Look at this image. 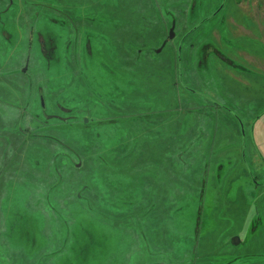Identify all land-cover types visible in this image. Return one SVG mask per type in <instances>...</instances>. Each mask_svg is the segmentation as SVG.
I'll return each mask as SVG.
<instances>
[{"label":"rangeland","instance_id":"374dc122","mask_svg":"<svg viewBox=\"0 0 264 264\" xmlns=\"http://www.w3.org/2000/svg\"><path fill=\"white\" fill-rule=\"evenodd\" d=\"M0 264H264V0H0Z\"/></svg>","mask_w":264,"mask_h":264},{"label":"water","instance_id":"95a60500","mask_svg":"<svg viewBox=\"0 0 264 264\" xmlns=\"http://www.w3.org/2000/svg\"><path fill=\"white\" fill-rule=\"evenodd\" d=\"M173 37H174V33H173V30H171V35H170L169 39H172ZM234 241L237 243L239 242L238 239H235Z\"/></svg>","mask_w":264,"mask_h":264},{"label":"flooded vegetation","instance_id":"af4514ba","mask_svg":"<svg viewBox=\"0 0 264 264\" xmlns=\"http://www.w3.org/2000/svg\"><path fill=\"white\" fill-rule=\"evenodd\" d=\"M49 117H51V116H49Z\"/></svg>","mask_w":264,"mask_h":264}]
</instances>
